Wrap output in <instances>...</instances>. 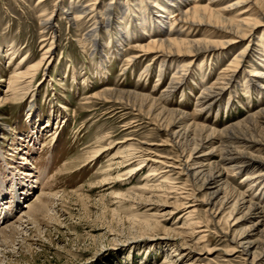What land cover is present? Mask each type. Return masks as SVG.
Listing matches in <instances>:
<instances>
[{
  "label": "rangeland",
  "instance_id": "rangeland-1",
  "mask_svg": "<svg viewBox=\"0 0 264 264\" xmlns=\"http://www.w3.org/2000/svg\"><path fill=\"white\" fill-rule=\"evenodd\" d=\"M77 1L0 0V229L23 216L39 196L47 194L50 203L36 224L23 218L19 227L23 233L0 248V258L4 264H247L231 254L226 218L214 220L199 204L204 195H197V201L181 200V194L192 189L186 177H168L161 171L154 175L155 164L148 157L174 160L179 155L168 145L165 127L146 112L99 95L138 93L165 109L190 115L197 124L223 131L264 109V91L247 81L257 70L264 71V53L257 54L264 45V16H259L257 36L249 44L256 57H246L245 73L236 82L228 83L224 71L249 50L245 49L249 39L202 54L192 63L185 59L190 71L167 95L174 72L183 64L161 67L138 47L166 39L173 25L161 30L148 10L141 11L142 0H129L133 14L116 9L120 18L99 27L95 48L84 35L91 27L89 18L73 26L58 15L62 5L76 9ZM104 1L107 5L112 0ZM191 1L206 5L213 0ZM158 2L167 17L179 16L188 7L183 0ZM244 9L247 5L228 16ZM43 15L53 16L55 34L41 31ZM174 27V32L183 29ZM205 31L190 38L225 40L220 34L205 36ZM36 64L41 65L34 77L25 80L29 85L14 97L11 80ZM216 82L226 87L225 94L198 112L200 94ZM225 177L232 188L261 198L264 206V188H251L243 173L228 172ZM186 202L194 207L180 205ZM194 208L195 215L188 220L186 214ZM197 220L201 226L192 232L191 224Z\"/></svg>",
  "mask_w": 264,
  "mask_h": 264
},
{
  "label": "bare ground",
  "instance_id": "bare-ground-1",
  "mask_svg": "<svg viewBox=\"0 0 264 264\" xmlns=\"http://www.w3.org/2000/svg\"><path fill=\"white\" fill-rule=\"evenodd\" d=\"M169 1L172 2L173 0ZM183 1L188 4V7L181 11L179 16L171 14L167 17L162 15L163 12L167 13V10L158 0H142L144 8H141V11L148 10L152 15L153 24H159L158 27L161 30L166 25H173L174 28L180 27L188 31H186V37H182L181 35L185 30L177 29L174 32L173 26H171L166 39L154 40L138 47L143 55L152 54L159 61L161 67H166L168 63L173 62L183 64L179 70L174 72L166 94L175 91L184 83L190 71L189 64H184L185 59H192V63L202 54L212 55L218 50L227 49L230 45L249 39L245 46V49L248 48L249 50L237 55L230 63L229 68L224 71V76L229 80L228 83L235 81L241 72L245 73L246 57H251L252 54L255 56L256 49H251L249 44L251 41L254 42L257 36V27L260 25L257 23L259 16H264V12L261 10L264 8V0H236V2L228 5L226 3L228 0H213L206 5L193 3L191 0ZM79 2L77 1L76 9L62 5L58 15L66 17L73 26H76L79 21L89 18L92 22L91 27L85 30L84 35L91 43L98 42L101 25L110 26L116 16L120 18L121 14L116 15L118 9L127 15L128 13L131 15L132 12L130 13V11H134L129 0L126 4H119L118 1L112 0L107 5L104 0H95L94 3L90 4ZM245 5H247V9L240 11L241 13H237L238 15L235 17L228 16L235 9ZM136 6L139 8L138 5ZM250 12L258 15L257 18H253L255 15L250 17ZM145 19L147 20L148 17ZM53 20V16L44 17L41 22V31H52L55 34L56 25H54ZM141 20L139 17L138 21L143 22ZM144 24L141 27L146 26ZM203 29L206 30L205 36L220 34L225 40L214 42L205 38H190L191 35L194 36L197 31L201 32ZM205 33L203 32V34ZM262 40L264 44V36ZM94 44L97 48L98 44ZM260 47L261 49L257 54L264 53V45ZM137 58L139 56L133 57V59ZM40 65L36 64L26 72L18 73L13 77L14 80H11L10 86H15L14 91L17 95L14 97L19 98L21 96L19 94L21 93L20 89L22 90L29 85L25 81L26 78L31 76L33 78ZM262 67L264 68V66ZM247 79L249 84L260 87L264 91V71L257 70ZM24 82L26 85L23 84ZM225 92L226 87H222L219 82L214 83L209 89H204L198 98L200 108L198 112L207 110L213 104V99L220 97ZM99 96L119 100L132 106L135 110H139V112H146L150 118L154 117L156 122L165 127L168 145L170 143L174 149H177L179 155L174 160L156 156L155 158L148 157L149 163L155 164V166L152 165L156 172L154 175L166 174L168 176L170 174L171 176V174H177L186 177V181L192 189L184 191L181 194V200L196 199L197 201V195H204L199 204L205 206L206 212L214 220L220 219L221 221L226 218L228 231L225 237L231 244V254L243 257L247 264H264V206L261 203L262 199L258 196L260 199L257 200L256 197H247L246 193H240L230 186L225 177L228 172L233 173V175L243 173L245 176L243 181L251 188L256 186L264 188V109L219 132L205 125L197 124L190 115L184 112L161 107L156 100L148 96L130 91H105ZM158 165L163 167L160 168ZM176 170L177 172H175ZM159 171L161 172L158 174ZM46 195L39 196L35 203L28 206L27 211L22 212L23 216L0 229V248H6L8 243L16 240L18 234L23 233L19 229L23 225V218L27 219L26 223L28 221L35 223V221L45 217L50 204ZM188 204L189 202L180 205L194 207ZM195 211L194 208L186 214L188 220L193 219ZM248 220L251 222L245 225ZM200 224L201 222L198 220L192 223V232H194V228H200ZM204 237H201V240ZM2 254L4 255L2 258H5L6 254L4 252ZM0 264H4V260L1 258Z\"/></svg>",
  "mask_w": 264,
  "mask_h": 264
}]
</instances>
